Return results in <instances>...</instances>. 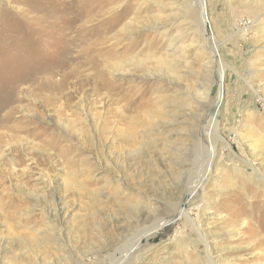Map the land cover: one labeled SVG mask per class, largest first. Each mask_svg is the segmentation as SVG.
<instances>
[{"label":"rangeland","instance_id":"1","mask_svg":"<svg viewBox=\"0 0 264 264\" xmlns=\"http://www.w3.org/2000/svg\"><path fill=\"white\" fill-rule=\"evenodd\" d=\"M0 124V264H264V0H0Z\"/></svg>","mask_w":264,"mask_h":264},{"label":"bare ground","instance_id":"2","mask_svg":"<svg viewBox=\"0 0 264 264\" xmlns=\"http://www.w3.org/2000/svg\"><path fill=\"white\" fill-rule=\"evenodd\" d=\"M205 16L206 15H204V18H205ZM108 67V66H107ZM110 67V66H109ZM113 68H117V67H114L113 66ZM110 69H111V67H110ZM113 71V70H112ZM113 72H115V71H113ZM120 72V71H119ZM222 74L223 73H221L219 76H220V80H221V76H222ZM221 103V96H218V100H217V102H216V106H218L219 104ZM49 109V108H48ZM11 120H13V119H11ZM1 125V124H0ZM18 125H20V124H18ZM20 127V126H19ZM106 128V127H105ZM8 129V128H7ZM109 129V128H108ZM205 130V129H204ZM15 131V130H14ZM105 131V130H104ZM108 131V130H107ZM216 132V131H215ZM221 140V139H220ZM223 141V140H222ZM224 142V141H223ZM213 151H214V145H212V148H211V155L213 154ZM210 160L209 159H207L206 160V163H205V165H203L204 166V173H203V176H205V172H207V169L209 168L208 166H210ZM69 166V165H68ZM202 166V167H203ZM193 169V168H192ZM193 171H194V169H193ZM250 172H254L253 171V168L251 169V171ZM202 179H203V177H202ZM69 185H73V183L71 182V183H69ZM188 194H190V196H192V195H195V194H192V192L191 191H189V192H187ZM192 194V195H191ZM195 197V196H194ZM62 204L61 203H58L57 204V208H53V210H52V213H50L51 214V216L53 217V219L55 218V214L58 212H60L61 210H63V206H61ZM59 206H61V207H59ZM62 212V211H61ZM47 214V213H46ZM49 214V215H50ZM185 219L186 220V222L188 221V225H190V228L194 231V233H195V235H196V237L197 238H199V240H201L203 243H204V245H205V247L208 249V247H207V243H206V240L203 238V237H201V233H200V229L198 228V226L196 225V222H195V220L193 219V218H191L188 214H186V213H184V210L182 209V208H180V207H178V208H176V210H174V215L169 219V220H167L169 223H172V225H174L175 223H177L178 222V220H181V219ZM159 222H161V223H159V224H155V227H158V226H160V225H162V223H164V222H166L165 220H161V221H159ZM154 227V228H155ZM145 231H147V229H145L144 227H142V229H140V230H138L136 233H135V235H134V238H133V240H137V241H135V242H129V244L127 243V245L126 246H120L119 248H117L116 249V251L115 252H113L112 254H111V257L108 259V261H107V263L108 264H119V263H124L125 261H126V259L128 258L127 256H128V254L135 248V246L136 245H138V242H139V238L143 235V233L145 232ZM130 243H133V244H130ZM130 247V248H129Z\"/></svg>","mask_w":264,"mask_h":264}]
</instances>
